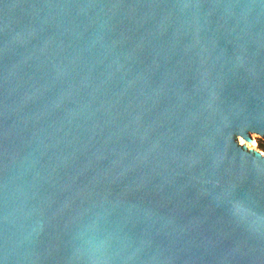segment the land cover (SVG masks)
<instances>
[{
    "label": "water",
    "instance_id": "water-1",
    "mask_svg": "<svg viewBox=\"0 0 264 264\" xmlns=\"http://www.w3.org/2000/svg\"><path fill=\"white\" fill-rule=\"evenodd\" d=\"M264 0H0V264H264Z\"/></svg>",
    "mask_w": 264,
    "mask_h": 264
},
{
    "label": "rangeland",
    "instance_id": "rangeland-1",
    "mask_svg": "<svg viewBox=\"0 0 264 264\" xmlns=\"http://www.w3.org/2000/svg\"><path fill=\"white\" fill-rule=\"evenodd\" d=\"M251 138L256 139V142L252 143L250 142V140H247L244 137H243L244 140L242 141L241 136L240 135L237 136V140L241 144H243L246 148L254 151H260L264 154V135L257 132H252Z\"/></svg>",
    "mask_w": 264,
    "mask_h": 264
},
{
    "label": "bare ground",
    "instance_id": "bare-ground-1",
    "mask_svg": "<svg viewBox=\"0 0 264 264\" xmlns=\"http://www.w3.org/2000/svg\"><path fill=\"white\" fill-rule=\"evenodd\" d=\"M241 139H242V141L244 140L242 136H241ZM249 140H250V142H252V143L256 142V139H249Z\"/></svg>",
    "mask_w": 264,
    "mask_h": 264
}]
</instances>
